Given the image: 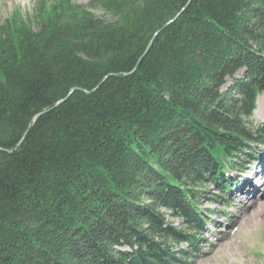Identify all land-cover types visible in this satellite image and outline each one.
<instances>
[{
    "label": "trees",
    "instance_id": "trees-1",
    "mask_svg": "<svg viewBox=\"0 0 264 264\" xmlns=\"http://www.w3.org/2000/svg\"><path fill=\"white\" fill-rule=\"evenodd\" d=\"M36 3L0 23V264H191L197 185L264 142V0Z\"/></svg>",
    "mask_w": 264,
    "mask_h": 264
},
{
    "label": "rangeland",
    "instance_id": "rangeland-1",
    "mask_svg": "<svg viewBox=\"0 0 264 264\" xmlns=\"http://www.w3.org/2000/svg\"><path fill=\"white\" fill-rule=\"evenodd\" d=\"M38 0H0V23L8 16L22 18L36 26ZM82 4L94 14L110 18V14L92 0H71ZM243 68L235 73L240 77ZM231 83L227 78L221 89ZM249 123L259 127L264 124V92L257 96L256 107ZM253 159H243L239 169H228L232 181L223 183L226 189L212 181L200 185L202 191L196 198L204 216L197 236V244L185 241L174 243L176 249L188 252L191 264H264V142L257 145ZM165 218L184 231H192L184 215L171 214L163 209ZM189 249V251H188Z\"/></svg>",
    "mask_w": 264,
    "mask_h": 264
},
{
    "label": "water",
    "instance_id": "water-1",
    "mask_svg": "<svg viewBox=\"0 0 264 264\" xmlns=\"http://www.w3.org/2000/svg\"><path fill=\"white\" fill-rule=\"evenodd\" d=\"M62 100V99H61ZM36 115H38V114H36Z\"/></svg>",
    "mask_w": 264,
    "mask_h": 264
}]
</instances>
